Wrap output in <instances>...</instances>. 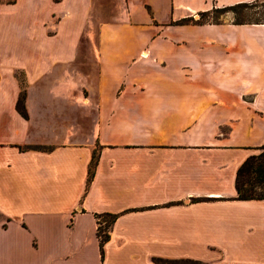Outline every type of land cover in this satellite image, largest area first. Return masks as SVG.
<instances>
[{
    "label": "crops",
    "instance_id": "1",
    "mask_svg": "<svg viewBox=\"0 0 264 264\" xmlns=\"http://www.w3.org/2000/svg\"><path fill=\"white\" fill-rule=\"evenodd\" d=\"M237 1L0 0V264H264V23L176 22Z\"/></svg>",
    "mask_w": 264,
    "mask_h": 264
},
{
    "label": "trees",
    "instance_id": "2",
    "mask_svg": "<svg viewBox=\"0 0 264 264\" xmlns=\"http://www.w3.org/2000/svg\"><path fill=\"white\" fill-rule=\"evenodd\" d=\"M225 11H229L234 23L254 22L264 23V0L237 1L229 4H223L216 7H211L199 12L197 18L181 17L176 22L191 21V22H220L219 15ZM24 87L19 91L16 99V108L23 116H26L24 108ZM97 153L95 148L92 149L90 160L88 162L86 183H88L94 170ZM235 188L238 198H264V142L259 146V150L249 154L238 165L235 173ZM104 223L98 222L97 235L100 250L102 244L108 237V228L114 218V214L104 213L101 215ZM160 262L180 263V264H203L199 260L189 258H156Z\"/></svg>",
    "mask_w": 264,
    "mask_h": 264
},
{
    "label": "rangeland",
    "instance_id": "3",
    "mask_svg": "<svg viewBox=\"0 0 264 264\" xmlns=\"http://www.w3.org/2000/svg\"><path fill=\"white\" fill-rule=\"evenodd\" d=\"M218 6H220V5H218ZM212 7H216V6H212ZM198 16H196L195 18H197ZM219 18H220L221 21H223V20L232 21L233 20V18H232V16H231V14H230L229 11H225V12L221 13L219 15ZM92 31L94 32L95 29H93ZM86 36H87L86 33L83 32L82 35H81V38H80V41L82 43H85L86 42V40H87L86 39L87 38ZM94 37H95V34H94ZM16 75H17L18 78H21V76H22L21 73H19V72H16Z\"/></svg>",
    "mask_w": 264,
    "mask_h": 264
},
{
    "label": "built area",
    "instance_id": "4",
    "mask_svg": "<svg viewBox=\"0 0 264 264\" xmlns=\"http://www.w3.org/2000/svg\"><path fill=\"white\" fill-rule=\"evenodd\" d=\"M98 222H100V223H104V220L101 219V217H98Z\"/></svg>",
    "mask_w": 264,
    "mask_h": 264
}]
</instances>
